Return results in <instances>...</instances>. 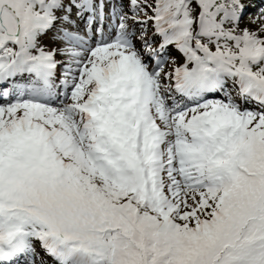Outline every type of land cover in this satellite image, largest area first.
Returning a JSON list of instances; mask_svg holds the SVG:
<instances>
[{
    "label": "snow or ice",
    "instance_id": "1",
    "mask_svg": "<svg viewBox=\"0 0 264 264\" xmlns=\"http://www.w3.org/2000/svg\"><path fill=\"white\" fill-rule=\"evenodd\" d=\"M248 7L0 0V264H264Z\"/></svg>",
    "mask_w": 264,
    "mask_h": 264
},
{
    "label": "rangeland",
    "instance_id": "2",
    "mask_svg": "<svg viewBox=\"0 0 264 264\" xmlns=\"http://www.w3.org/2000/svg\"><path fill=\"white\" fill-rule=\"evenodd\" d=\"M247 11H248V9H247ZM247 11H246V13H247ZM245 13V16L241 19V23L243 24V23H245V22H247L248 21V19H249V14H246ZM257 12H255V13H253V15H255ZM250 27H255L256 25H254V24H250L249 25ZM173 54H175V55H177L178 57H179V53L178 52H173Z\"/></svg>",
    "mask_w": 264,
    "mask_h": 264
},
{
    "label": "trees",
    "instance_id": "3",
    "mask_svg": "<svg viewBox=\"0 0 264 264\" xmlns=\"http://www.w3.org/2000/svg\"><path fill=\"white\" fill-rule=\"evenodd\" d=\"M244 1V0H243ZM258 0H256V2H257ZM259 2V1H258Z\"/></svg>",
    "mask_w": 264,
    "mask_h": 264
}]
</instances>
